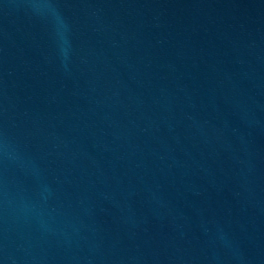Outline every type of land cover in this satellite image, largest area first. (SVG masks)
<instances>
[{"label": "water", "instance_id": "1", "mask_svg": "<svg viewBox=\"0 0 264 264\" xmlns=\"http://www.w3.org/2000/svg\"><path fill=\"white\" fill-rule=\"evenodd\" d=\"M0 264H264V0H0Z\"/></svg>", "mask_w": 264, "mask_h": 264}]
</instances>
